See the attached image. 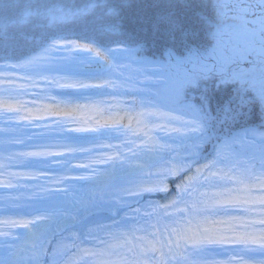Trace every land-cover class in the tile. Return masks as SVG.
Wrapping results in <instances>:
<instances>
[{"label": "trees", "instance_id": "16d2710c", "mask_svg": "<svg viewBox=\"0 0 264 264\" xmlns=\"http://www.w3.org/2000/svg\"><path fill=\"white\" fill-rule=\"evenodd\" d=\"M210 5L0 0V193L10 207L0 236L18 256L81 264L88 251L151 245L154 225L166 246L183 226L197 245L207 247L214 228L264 252V119H209L200 82L178 102L193 99L204 121L187 106L158 107L148 88L157 80L131 64L157 73L170 58L186 63ZM250 250L230 263L251 264L238 257Z\"/></svg>", "mask_w": 264, "mask_h": 264}, {"label": "flooded vegetation", "instance_id": "af4514ba", "mask_svg": "<svg viewBox=\"0 0 264 264\" xmlns=\"http://www.w3.org/2000/svg\"><path fill=\"white\" fill-rule=\"evenodd\" d=\"M215 1L216 8L202 30L198 57L193 52L188 55L191 69L181 65L170 76L187 68L188 77H203L206 102L211 106L217 88L221 99L213 119H264V112L257 115L242 92L247 85L259 86L258 76H264V0Z\"/></svg>", "mask_w": 264, "mask_h": 264}, {"label": "rangeland", "instance_id": "374dc122", "mask_svg": "<svg viewBox=\"0 0 264 264\" xmlns=\"http://www.w3.org/2000/svg\"><path fill=\"white\" fill-rule=\"evenodd\" d=\"M202 62V61H201ZM170 63V62H169ZM206 63L205 62H203L202 63V65H205ZM201 65V64H200ZM166 67H169V69H171L170 71L172 72L174 69H173V66L172 65H170V64H165V65H162V67H160V69L161 68H166ZM203 67V66H202ZM188 68H190L191 69V67L190 66H188ZM200 70V69H199ZM188 71H185V70H183V71H181V72H177V71H175V73H179L178 74V76H176L177 78H179V79H183L184 77H185V74L187 73ZM178 79V81L175 83V84H173L172 86H171V88H170V91L169 92H167V93H165V101L166 102H169V101H172V102H176V97H178L179 95L181 96L182 95V87H184V85L183 84H181L182 83V80H179ZM258 79H259V83H260V85L258 86L259 87V90H258V94L259 95H261V96H264V87H263V84H264V82H262V81H264V76H258ZM258 83V84H259ZM166 104V103H165Z\"/></svg>", "mask_w": 264, "mask_h": 264}, {"label": "water", "instance_id": "95a60500", "mask_svg": "<svg viewBox=\"0 0 264 264\" xmlns=\"http://www.w3.org/2000/svg\"><path fill=\"white\" fill-rule=\"evenodd\" d=\"M120 61L122 62H128L127 59H121ZM176 64V62H175ZM135 66H141V67H146V65L141 64L139 62L134 63ZM152 78H156L153 74H149ZM170 86V83H161V84H152L150 85V90L154 93V96L152 97V102L161 105V98L163 97V89L168 88ZM188 106L194 108L197 110V108L194 106V103L192 102H187L186 103Z\"/></svg>", "mask_w": 264, "mask_h": 264}, {"label": "bare ground", "instance_id": "6f19581e", "mask_svg": "<svg viewBox=\"0 0 264 264\" xmlns=\"http://www.w3.org/2000/svg\"><path fill=\"white\" fill-rule=\"evenodd\" d=\"M242 98L244 99L245 97H242ZM249 99L252 101L251 105L254 108H259V110L264 109V103H263V101L260 98L257 97L256 93H254V92L250 93V98Z\"/></svg>", "mask_w": 264, "mask_h": 264}]
</instances>
